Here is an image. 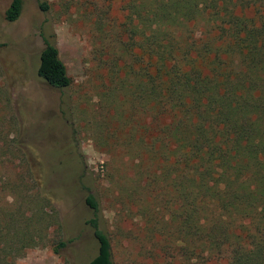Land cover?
<instances>
[{
	"label": "trees",
	"instance_id": "16d2710c",
	"mask_svg": "<svg viewBox=\"0 0 264 264\" xmlns=\"http://www.w3.org/2000/svg\"><path fill=\"white\" fill-rule=\"evenodd\" d=\"M25 1L11 0L8 22L19 19ZM112 1H103L95 22L94 59L133 109L126 152L168 213L147 222L158 249L153 260L264 264V0H116L122 16L110 17ZM39 5L51 8L47 0ZM47 31L38 74L63 89L72 77ZM20 164L21 183L0 176V264H17L54 224L47 179L29 157ZM67 165L53 168L73 179ZM77 182L88 191V223L99 244L89 264H116L113 240L100 225L101 202L83 175ZM8 195L14 203L3 206Z\"/></svg>",
	"mask_w": 264,
	"mask_h": 264
},
{
	"label": "rangeland",
	"instance_id": "374dc122",
	"mask_svg": "<svg viewBox=\"0 0 264 264\" xmlns=\"http://www.w3.org/2000/svg\"><path fill=\"white\" fill-rule=\"evenodd\" d=\"M40 1L26 0L19 19L8 22L5 11L11 0H0V176L21 183L25 169L20 159L27 156L53 196V226L43 244L28 249L17 264H89L97 254L99 244L88 223L93 216L85 200L88 191L77 182L81 175L101 202L100 225L113 240L116 264H157L152 255L158 249L147 222L167 219L168 213L162 198H155L158 188L153 191L126 152L135 124L133 109L122 103L106 66L94 59L100 43L95 22L104 0H89L97 2L95 11L88 0H47L48 11L40 8ZM112 15L122 16L119 1H112ZM43 29L56 35L72 77L69 87L50 86L38 74ZM144 115L139 117L143 125L148 120ZM80 154L83 162L74 167ZM63 160L69 165L61 170L71 171L73 179L54 170ZM9 188L3 194L11 193ZM13 203L12 195L3 197V206ZM173 263L183 264L179 257Z\"/></svg>",
	"mask_w": 264,
	"mask_h": 264
}]
</instances>
